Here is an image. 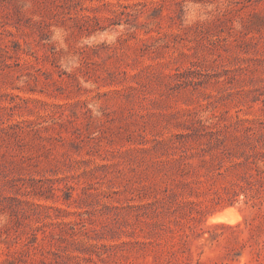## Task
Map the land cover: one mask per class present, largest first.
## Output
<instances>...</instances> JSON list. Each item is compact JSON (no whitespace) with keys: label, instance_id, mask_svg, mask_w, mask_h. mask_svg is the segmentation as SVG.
I'll list each match as a JSON object with an SVG mask.
<instances>
[{"label":"rangeland","instance_id":"374dc122","mask_svg":"<svg viewBox=\"0 0 264 264\" xmlns=\"http://www.w3.org/2000/svg\"><path fill=\"white\" fill-rule=\"evenodd\" d=\"M0 264H264V0H0Z\"/></svg>","mask_w":264,"mask_h":264},{"label":"bare ground","instance_id":"6f19581e","mask_svg":"<svg viewBox=\"0 0 264 264\" xmlns=\"http://www.w3.org/2000/svg\"><path fill=\"white\" fill-rule=\"evenodd\" d=\"M239 219L238 214H232V208L228 207L222 211L216 212L208 218L209 222H228L233 223Z\"/></svg>","mask_w":264,"mask_h":264}]
</instances>
